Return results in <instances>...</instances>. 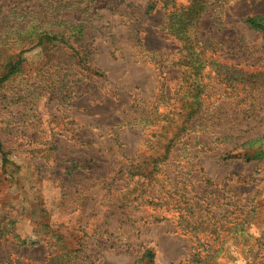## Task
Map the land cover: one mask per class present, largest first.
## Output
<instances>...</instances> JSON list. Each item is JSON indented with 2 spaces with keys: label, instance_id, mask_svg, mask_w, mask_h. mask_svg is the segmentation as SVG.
<instances>
[{
  "label": "rangeland",
  "instance_id": "1",
  "mask_svg": "<svg viewBox=\"0 0 264 264\" xmlns=\"http://www.w3.org/2000/svg\"><path fill=\"white\" fill-rule=\"evenodd\" d=\"M255 16L264 0H0V264H264ZM168 110L187 129L166 153Z\"/></svg>",
  "mask_w": 264,
  "mask_h": 264
},
{
  "label": "trees",
  "instance_id": "2",
  "mask_svg": "<svg viewBox=\"0 0 264 264\" xmlns=\"http://www.w3.org/2000/svg\"><path fill=\"white\" fill-rule=\"evenodd\" d=\"M204 3L203 1H192L188 7V9L185 11L187 13H184L183 15H180L179 18L177 19L179 21V23L184 21V15L187 14L189 15L190 13H192L193 9H195L197 11V9L199 11H201V9L204 8ZM153 5L149 4L146 8V11H151L153 9ZM176 16V14H175ZM245 23L253 28V29H259L264 31V18L261 16H255V17H246L244 19ZM162 29L165 31V33L168 34V32H175L176 30V36L178 37V35H180L181 33H184L182 27H175L172 26V22H169L167 24L163 23L162 25ZM42 40L44 41H57L59 40V35L52 33V32H43L39 39H38V43H41ZM191 41H193V39L191 38V36L189 35L188 32H185L184 35L181 37V47L179 48V52H180V58L178 59L177 63L180 65H185L187 67H190V73L189 74H185L184 71H181L180 75H181V80H180V84L183 80L186 81L189 79L190 83L187 85V89L188 91L191 90L192 88H198V84L196 82V78L197 76H199V71L198 69L195 68V59H193L194 56H196L197 52L194 51L193 46L191 44ZM200 54V52H198V55ZM19 62H14L13 64L9 65L8 67V74L12 72V70L17 66ZM6 74L2 77L5 78ZM195 78V79H194ZM199 91L196 93V95H194L193 100L190 101L191 105H195L196 100H197V96H198ZM178 103L181 102V106L180 108H183L184 106H187L188 102L184 97H181L177 99ZM171 111L168 110L166 113H163L162 116L163 118H168V114ZM191 114L192 112H190L188 114V118L189 120L191 119ZM185 124L182 123L180 126H176L174 125L173 121H171L169 118L167 119V122L165 124L160 125L152 134H151V138H155L156 137H163L164 139H167V143L165 145L164 150H166V153H169L170 148L173 145V141L178 137L179 132H183V129H187V126H184ZM188 126H189V121H188ZM157 144L159 143L158 140ZM152 139L147 141V143H151ZM240 153H239V157H242L244 160L249 161L252 160L254 158H257L259 155V149L255 150L254 152H251L253 150V147L251 146L250 142H243L240 144ZM0 149H1V143H0ZM236 149V148H234ZM234 150L229 151V153L233 152ZM263 155V153H261V156ZM153 259H154V253L151 250H145L142 255L140 256L139 260L141 261V264H153Z\"/></svg>",
  "mask_w": 264,
  "mask_h": 264
}]
</instances>
